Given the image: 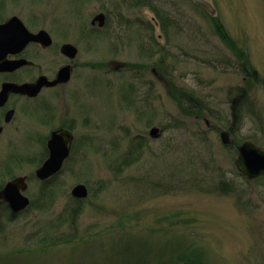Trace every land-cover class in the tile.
<instances>
[{
  "label": "rangeland",
  "instance_id": "1",
  "mask_svg": "<svg viewBox=\"0 0 264 264\" xmlns=\"http://www.w3.org/2000/svg\"><path fill=\"white\" fill-rule=\"evenodd\" d=\"M17 1L5 14L61 27L59 39L78 55L70 84L47 94L54 118L23 121L14 138L26 160L10 168L34 174V138L66 120L76 147L50 182L48 210L16 217L0 206V264H159L194 251L204 264H264V178L247 180L235 166L244 142L264 148V85L241 72L207 10L196 0ZM205 1L264 80V0ZM155 9L168 17L166 31ZM98 13L107 24L91 32ZM231 126L224 146L220 134ZM11 151L0 144V162ZM78 184L89 196L73 226L59 217ZM41 187L29 182L35 206Z\"/></svg>",
  "mask_w": 264,
  "mask_h": 264
},
{
  "label": "flooded vegetation",
  "instance_id": "2",
  "mask_svg": "<svg viewBox=\"0 0 264 264\" xmlns=\"http://www.w3.org/2000/svg\"><path fill=\"white\" fill-rule=\"evenodd\" d=\"M17 5V0H12L7 4L4 0H0V26L5 25L11 19H18L8 23L9 25L6 28L0 29V144H7L10 148L12 147L9 157H6L5 161L3 160L4 162H0V171L3 173L2 175L0 174V191L4 189L8 182L21 177L25 179L27 184V188L22 192V195L30 200V197L27 196L29 182L33 178L39 180L36 171L49 158L48 142L52 133L66 130L73 136L70 153L58 174L46 181L39 180V182L43 184L49 180L56 179L70 163L76 147V138L73 132L74 125L72 120L71 124H67V120H63L64 122L59 126L51 127L47 135L34 138L35 144L40 147L38 156L30 158V161L37 167L34 174L16 175L10 168V165L12 167L13 164L22 165L26 160L25 156H19V152L16 150L17 146H15L16 138L14 137L21 130L24 120L35 117L43 125H47L54 118L56 113L48 109L50 106L47 94L56 97L60 89L70 84L75 70L74 60L78 55V48L71 43L61 42L59 39L61 34L59 28L61 27H56V29L47 28L44 20L32 25L24 14H20V10L18 11L19 13L5 14L7 10L15 11L17 8L14 6ZM106 24L107 17L105 26ZM91 26V32H98L105 27L99 28L97 24ZM41 32L48 34V37L44 39V43L36 40L25 43L28 33L38 35ZM65 44H71L77 49V54L74 58H69L63 54L62 47ZM65 67L70 68V79L67 82L59 81L55 85H49V82L59 80L58 74ZM41 79H44L45 83L41 85L37 94L29 95L23 91L25 86L36 85ZM4 175H7V180L3 179ZM31 203L32 201L30 200V204L25 210L15 213L7 202L0 200V206H4L7 212L19 214L15 215L16 217L24 216L28 212L27 210L30 208Z\"/></svg>",
  "mask_w": 264,
  "mask_h": 264
},
{
  "label": "water",
  "instance_id": "3",
  "mask_svg": "<svg viewBox=\"0 0 264 264\" xmlns=\"http://www.w3.org/2000/svg\"><path fill=\"white\" fill-rule=\"evenodd\" d=\"M196 3L202 5L209 13H214L212 5L205 0H196ZM18 20L17 18L11 19L8 23ZM6 23L0 26V29L6 28L9 24ZM106 23V16L103 13L97 14L91 21V25L97 24L99 28H103ZM26 37L25 43L29 41H38L44 43V39L48 34L41 32L38 35L29 34ZM62 52L69 58H74L77 54V49L71 44H65L62 47ZM58 79L54 82H49V85H55L59 81L67 82L70 79V68H63L58 74ZM45 83L44 79L38 81L36 85H27L23 91L29 95H35L39 92L41 85ZM233 103H237L235 100ZM234 128L231 126L226 131L220 134L221 142L227 145L230 142ZM159 133L157 128H153L150 132L151 136H156ZM73 136L66 130L57 131L52 133L51 139L48 142L49 158L45 163L36 171V175L40 181H46L52 176L59 173L64 161L70 153V145ZM235 166L238 172L249 180H253L264 176V148L257 146L251 141H246L238 148V155L235 160ZM27 184L24 178H16L8 182L4 189L0 191V200L7 202L11 210L15 213L22 212L29 204L30 200L22 195L26 190ZM71 196L78 200H84L89 196L87 187L83 184H78L71 191Z\"/></svg>",
  "mask_w": 264,
  "mask_h": 264
},
{
  "label": "trees",
  "instance_id": "4",
  "mask_svg": "<svg viewBox=\"0 0 264 264\" xmlns=\"http://www.w3.org/2000/svg\"><path fill=\"white\" fill-rule=\"evenodd\" d=\"M80 1V0H78ZM142 5L144 6H149L150 3L149 1H144L141 2ZM78 4V2H77ZM76 4H75V10H76ZM77 11V10H76ZM156 12L157 18L161 21V26H162V30L166 31V29H168L169 24L167 26V22H168V17L166 18L165 15L164 17L161 16V14L158 12L157 9L154 10ZM207 15L210 18V21L213 25V28L215 30V33L219 36V38L222 40V42L228 47L230 48L232 51H237V56L239 58V61L241 62L240 65V69L241 72H243V74L247 75L250 79H252L254 82H260L264 85V80L261 79L257 73V71L252 68L249 64L248 61L245 57V54H243L242 52H238V48L236 47V44L234 43V41L229 37V34L226 30V28L224 27L223 23L221 22V20L219 19V17L216 14H211L207 11ZM239 62V63H240ZM182 95H185L187 97L190 96V94L184 93ZM203 108V107H202ZM198 110H202L201 107L198 108ZM233 115V122H232V126L235 127L236 123L238 121L237 119V112L233 111L232 112ZM143 140L139 139L138 144L133 145L134 148L136 149V152L138 153V151H141L142 148L145 146V144H143ZM234 145V144H233ZM226 146V145H224ZM229 146V145H227ZM140 156V154L135 155L134 158L131 159H124L122 161L121 164H119V169L125 168L127 165H129L131 162H136L138 157ZM260 178H264V177H260ZM260 178L254 179V180H259ZM246 179V178H245ZM55 179L49 180L47 182H44L42 184V187L39 191V194L37 196V200H40V204H38L37 206H35V204H33V202L31 203L30 208L27 211L32 210L35 207L41 208V209H46L48 210L51 205L53 204V202L55 201L54 198L56 197V192L55 189L52 188L50 182H53ZM44 203H43V202ZM85 202L84 200H78L75 198H70L66 204L64 205L63 209H62V213L60 214L59 220L62 223H69L71 225H75V223L77 222L78 218L80 217L82 211H83V204ZM10 213V215L13 216H17L19 214H12L10 211H8ZM47 231H52L51 227L47 228ZM46 237H48V234H45ZM52 244H54V242H52ZM25 251V249H23ZM22 251V250H21ZM203 254L201 252H191V253H181L180 255L174 257V258H170L169 260H166L165 262H161L159 264H204L203 262Z\"/></svg>",
  "mask_w": 264,
  "mask_h": 264
}]
</instances>
